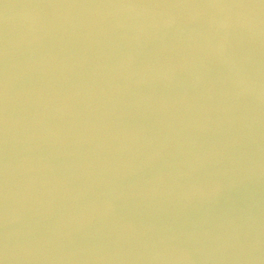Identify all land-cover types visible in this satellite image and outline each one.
Instances as JSON below:
<instances>
[{
    "label": "water",
    "instance_id": "95a60500",
    "mask_svg": "<svg viewBox=\"0 0 264 264\" xmlns=\"http://www.w3.org/2000/svg\"><path fill=\"white\" fill-rule=\"evenodd\" d=\"M0 264H264V0H0Z\"/></svg>",
    "mask_w": 264,
    "mask_h": 264
}]
</instances>
